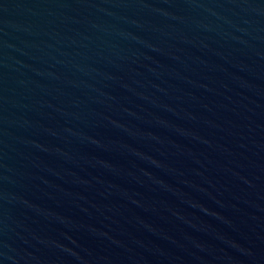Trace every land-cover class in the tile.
Listing matches in <instances>:
<instances>
[{
    "label": "water",
    "instance_id": "obj_1",
    "mask_svg": "<svg viewBox=\"0 0 264 264\" xmlns=\"http://www.w3.org/2000/svg\"><path fill=\"white\" fill-rule=\"evenodd\" d=\"M0 264H264V0H0Z\"/></svg>",
    "mask_w": 264,
    "mask_h": 264
}]
</instances>
